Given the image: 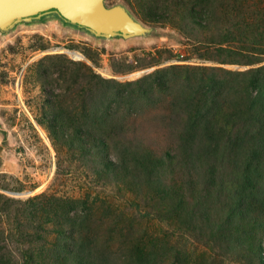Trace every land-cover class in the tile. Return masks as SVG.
Wrapping results in <instances>:
<instances>
[{"label":"rangeland","instance_id":"374dc122","mask_svg":"<svg viewBox=\"0 0 264 264\" xmlns=\"http://www.w3.org/2000/svg\"><path fill=\"white\" fill-rule=\"evenodd\" d=\"M142 2L105 0L108 6L123 4L134 18L153 28L144 36L98 38L51 18L20 23L0 33L2 264H22L21 252L28 248L52 256L57 247H68L76 239L87 243L96 263L133 264L129 261L133 254V258L149 255L150 264H259L246 246L230 248L235 241L230 229L218 228L214 218H197L186 227L152 190L135 185L132 173L108 172L106 152L73 150L58 129L59 121L67 127L66 132L73 133L81 123H95L92 114H84L93 101V74L125 82L179 64L247 67L209 59L215 52L207 44V30L190 32L179 28L177 22L143 21ZM249 4L264 5V0H247L244 12L246 7L250 9ZM69 51L79 53L80 58ZM261 58L256 65L264 64V55ZM79 64L88 68L79 69ZM140 106L134 113L133 108L121 109L117 119L123 118L134 138L156 148L165 147L169 138L161 116H174L168 98ZM89 143L82 145L89 147ZM169 153L174 159L161 169L162 184H181L179 191L188 192L191 181L197 184L198 192L203 189V175L192 157ZM112 156L110 152L108 159ZM192 207L197 217L205 205L193 206L189 198ZM137 243L145 249L136 248ZM36 260L39 257L32 264Z\"/></svg>","mask_w":264,"mask_h":264},{"label":"trees","instance_id":"16d2710c","mask_svg":"<svg viewBox=\"0 0 264 264\" xmlns=\"http://www.w3.org/2000/svg\"><path fill=\"white\" fill-rule=\"evenodd\" d=\"M246 1L143 0V21L177 22L179 28L190 32L207 30V44L215 52L209 59L247 67L179 64L125 82L93 74V101L84 114H92L95 123H81L75 133L66 132L60 118L57 126L73 150L106 152L108 172L132 173L133 183L152 190L186 227L197 218H214L218 228L230 229L235 239L230 248L246 246L259 264H264V64L256 65L264 55V5L249 4L250 9L246 7L244 12ZM86 67L79 64V69ZM161 96L168 98L174 116H161L169 143L156 148L129 135L123 118L117 119V115L121 109L133 108L134 113L141 104L160 103ZM86 136L89 147L82 145L88 142ZM110 152L113 156L108 159ZM169 152L192 157L203 175V189L198 192L197 184L193 187L191 181L188 192L179 191L181 184H162L161 169L174 159ZM189 198L193 206L205 205L197 217L196 209L189 208ZM135 247L145 249L138 243ZM33 249L22 250V264H32L38 257L36 264H104L103 260L96 263L90 247L78 239L64 251L57 247L52 256ZM132 255L129 261L133 264H150L152 260L149 255ZM2 259L0 255V264Z\"/></svg>","mask_w":264,"mask_h":264},{"label":"water","instance_id":"95a60500","mask_svg":"<svg viewBox=\"0 0 264 264\" xmlns=\"http://www.w3.org/2000/svg\"><path fill=\"white\" fill-rule=\"evenodd\" d=\"M50 18L106 39H130L153 30L123 4L108 6L105 0H0V33Z\"/></svg>","mask_w":264,"mask_h":264},{"label":"bare ground","instance_id":"6f19581e","mask_svg":"<svg viewBox=\"0 0 264 264\" xmlns=\"http://www.w3.org/2000/svg\"><path fill=\"white\" fill-rule=\"evenodd\" d=\"M70 52V51H69ZM72 54V56H74L75 58H80V54L77 52H70ZM134 74H138L137 72Z\"/></svg>","mask_w":264,"mask_h":264}]
</instances>
